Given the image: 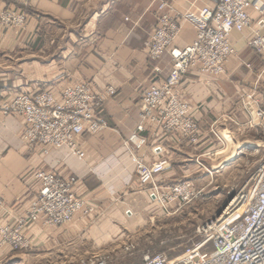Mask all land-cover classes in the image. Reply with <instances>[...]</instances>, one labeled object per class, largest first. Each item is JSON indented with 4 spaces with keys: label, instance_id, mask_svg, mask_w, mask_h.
Returning <instances> with one entry per match:
<instances>
[{
    "label": "crops",
    "instance_id": "obj_1",
    "mask_svg": "<svg viewBox=\"0 0 264 264\" xmlns=\"http://www.w3.org/2000/svg\"><path fill=\"white\" fill-rule=\"evenodd\" d=\"M216 2L0 0L1 9L20 11L28 19L24 30L0 27V199L10 213L23 212L38 189L34 174L45 171L66 180L77 178L76 195L93 208L88 216L79 212L69 225L43 228L30 224L25 235L31 241V253L51 256L56 251L75 256L85 246L100 248L116 236L161 235L159 225L169 215L153 202L151 188L140 183L124 144L139 124L143 92L167 81L172 69L169 55L159 62L149 58L160 5L166 4V11L179 18L181 31L173 47L184 49L195 40L197 31L182 17ZM247 12L252 27L232 33L235 55L226 73L210 76L194 70L180 86L181 97L191 105V116L200 125V141L180 143L178 136L157 129L144 134L148 144L138 156L149 164L169 160L167 170L157 177L163 190L182 182L196 189V182L206 176V161L222 151L226 138L230 147L244 138L259 142L251 138L261 131L246 125L248 116L241 96L256 91L264 108V57L249 46L257 32L264 35V26L259 10L249 7ZM157 66L161 74L155 72ZM79 82L91 83L96 92L108 87L117 92L98 110L109 127L78 139L84 160L67 149L46 153L39 146L25 147L24 120L6 116L3 103L41 91L60 98L65 87ZM7 215L0 213L1 224L11 222ZM17 256L0 244V264Z\"/></svg>",
    "mask_w": 264,
    "mask_h": 264
},
{
    "label": "built area",
    "instance_id": "obj_2",
    "mask_svg": "<svg viewBox=\"0 0 264 264\" xmlns=\"http://www.w3.org/2000/svg\"><path fill=\"white\" fill-rule=\"evenodd\" d=\"M166 7V4L159 7L149 58L152 62H159L169 55L172 69L167 81L152 85L143 92L139 124L124 149L135 162L140 183L151 188L153 202L166 215H171L173 206L188 204L199 193L187 182L166 190L157 184V177L167 170L169 160L164 158L149 164L138 156L148 144L144 134L157 129L165 135L178 136L180 143L197 144L200 141V125L191 116V105L181 97L180 86L194 70L210 76L226 73L227 64L235 55L232 33L252 27L247 12L249 7L260 11L264 26V0H218L215 5L206 6L197 13L185 14L182 18L191 23L197 33L192 44L184 49L173 47L181 25L179 18L169 14ZM0 25L24 30L28 19L20 11L0 8ZM249 46L264 57L263 34L257 32ZM155 72L161 74L162 70L157 66ZM116 93L113 87L96 92L91 83L79 82L65 87L60 98L49 91H41L7 99L2 112L24 120L22 142L25 147L34 149L39 146L46 153L49 149H67L83 159L85 154L79 148L78 139L86 133L97 134L109 127L98 110ZM241 99L248 116L246 125L264 134V108L257 92L245 93ZM34 179L38 189L30 206L23 212L10 213L0 199V213L6 212L11 219L7 224L0 223V244L13 252L30 250L31 241L25 235L30 224H41L43 228L64 226L72 224L79 212L86 216L93 212V208L74 191L77 178L66 180L54 173L39 171L34 174ZM254 180L252 191L232 197L224 214L198 229L201 242L173 260L158 254L146 256L142 264H264V155ZM235 202L237 205L228 211ZM236 213L238 218L235 221H225ZM134 249L133 244H128L124 251L131 253ZM109 260L105 254H94L82 258L79 264H109Z\"/></svg>",
    "mask_w": 264,
    "mask_h": 264
},
{
    "label": "rangeland",
    "instance_id": "obj_3",
    "mask_svg": "<svg viewBox=\"0 0 264 264\" xmlns=\"http://www.w3.org/2000/svg\"><path fill=\"white\" fill-rule=\"evenodd\" d=\"M0 27L8 29L1 25ZM252 136L251 138L255 137L259 142L244 138L234 142L236 146L231 147L226 138L227 143L220 151H229L228 156L219 152L212 156V160L206 161V176L196 182L199 195L192 202L180 204L171 210L176 213L161 221L160 236H116L104 241L100 248L85 246L79 249V254L75 256H67L65 253L59 255L56 251L51 256L31 253L30 250L15 252L18 253L17 258L7 264H79V260L94 254L107 255L110 258L109 264H142L146 256L161 254L167 260L181 256L202 241L198 229L206 222L218 218L219 213L224 214V207L232 197L254 189V175L264 155V134L259 132ZM128 244L135 247L131 253L124 251ZM86 251L89 254H86ZM180 252L183 253L170 258V254L176 255Z\"/></svg>",
    "mask_w": 264,
    "mask_h": 264
},
{
    "label": "bare ground",
    "instance_id": "obj_4",
    "mask_svg": "<svg viewBox=\"0 0 264 264\" xmlns=\"http://www.w3.org/2000/svg\"><path fill=\"white\" fill-rule=\"evenodd\" d=\"M86 156V155H85ZM84 160V159H83ZM249 180V179H248ZM245 184V183H244ZM237 205V202H235L234 203V205H231V207L228 209V211L229 210H231L233 207H235ZM223 210V209H222ZM226 215H228V213L227 214H225V216ZM238 218V214L236 213L235 215H231L227 220H225L227 223H229V222H232V221H235L236 219ZM225 219V218H224ZM223 219V220H224Z\"/></svg>",
    "mask_w": 264,
    "mask_h": 264
},
{
    "label": "trees",
    "instance_id": "obj_5",
    "mask_svg": "<svg viewBox=\"0 0 264 264\" xmlns=\"http://www.w3.org/2000/svg\"><path fill=\"white\" fill-rule=\"evenodd\" d=\"M183 252H184V251H183ZM183 252H180L179 254H176V255H172V254H170V258L173 259V258L179 256L180 254H182Z\"/></svg>",
    "mask_w": 264,
    "mask_h": 264
},
{
    "label": "water",
    "instance_id": "obj_6",
    "mask_svg": "<svg viewBox=\"0 0 264 264\" xmlns=\"http://www.w3.org/2000/svg\"><path fill=\"white\" fill-rule=\"evenodd\" d=\"M226 208H227V205H225L224 209H226ZM221 215H222V214L219 213V214H218V218H219Z\"/></svg>",
    "mask_w": 264,
    "mask_h": 264
}]
</instances>
